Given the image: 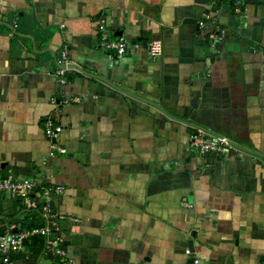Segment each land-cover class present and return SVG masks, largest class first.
Returning <instances> with one entry per match:
<instances>
[{"label": "crops", "instance_id": "0c3cea01", "mask_svg": "<svg viewBox=\"0 0 264 264\" xmlns=\"http://www.w3.org/2000/svg\"><path fill=\"white\" fill-rule=\"evenodd\" d=\"M237 7L0 0L2 174L77 219L59 223L67 264H264V0ZM100 19L122 54L101 47ZM62 56L78 66L65 84L53 77ZM47 121L62 129L55 141ZM197 127L235 148L195 152ZM45 223L0 194V232ZM30 244L16 264H60Z\"/></svg>", "mask_w": 264, "mask_h": 264}, {"label": "built area", "instance_id": "2783aa9c", "mask_svg": "<svg viewBox=\"0 0 264 264\" xmlns=\"http://www.w3.org/2000/svg\"><path fill=\"white\" fill-rule=\"evenodd\" d=\"M242 0H236V11L239 12ZM199 27L204 26V22L198 23ZM97 33L101 47L105 51H115L117 54H122L125 51V43L123 38L112 39L110 37L105 20L100 19L97 24ZM148 50L152 55L160 53L161 46L159 42H151L148 45ZM68 60L62 56L59 61L57 69L54 71L53 77L59 84H65L66 73L71 70ZM77 100V99H76ZM44 135L47 139L55 141L62 132L61 127L55 126L50 121H47L43 127ZM191 148L201 154H223L227 150L235 148L233 143L226 137L212 136L196 129L194 133L190 135ZM59 153L65 154L66 150L62 148L52 147ZM54 150L50 152V156H53ZM62 187H57L58 191H62ZM0 194H6L10 198L21 200L27 209L38 210L43 218L49 220V223H45L39 227H35L23 232H13V226H9L2 233H0V252L2 253V264H16L15 261L10 259V254H16L23 249V241L29 237L40 236L44 240V248L42 257L51 256L59 259L60 264H67L65 259V251L62 248V238L58 234L60 230V222L72 221L77 222L75 218H68L66 215L56 213L49 201L47 200L48 191L40 188L37 183L28 178L17 179L10 175L3 176L2 167L0 163ZM46 197V199H44ZM189 264H200L199 259H192Z\"/></svg>", "mask_w": 264, "mask_h": 264}, {"label": "trees", "instance_id": "16d2710c", "mask_svg": "<svg viewBox=\"0 0 264 264\" xmlns=\"http://www.w3.org/2000/svg\"><path fill=\"white\" fill-rule=\"evenodd\" d=\"M18 200V199H17ZM23 203V202H22ZM34 211H38V210H34ZM41 225H37V226H33V225H29L27 230L35 228V227H39ZM3 231H1L0 233H2ZM28 241H30V253L31 255H34L36 257H39L42 252H43V248H44V240L42 237L40 236H33V237H29L27 238ZM17 256L14 254H10V259L12 261H16Z\"/></svg>", "mask_w": 264, "mask_h": 264}, {"label": "water", "instance_id": "95a60500", "mask_svg": "<svg viewBox=\"0 0 264 264\" xmlns=\"http://www.w3.org/2000/svg\"><path fill=\"white\" fill-rule=\"evenodd\" d=\"M69 66H70V68H77L78 67L77 65H74V67H72V65H69ZM197 128L198 129H201L202 131L206 132L209 135H212V136H215V137L219 136V135H216V134L211 133L210 131H208L206 129H203V128H200V127H197ZM13 232H16V230H14ZM24 244H25V240L23 241V245ZM191 261H192V259H191Z\"/></svg>", "mask_w": 264, "mask_h": 264}]
</instances>
